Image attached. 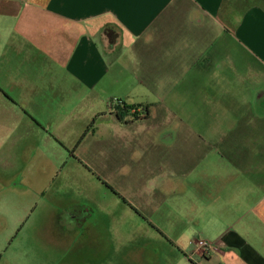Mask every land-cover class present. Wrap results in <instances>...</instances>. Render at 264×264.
I'll use <instances>...</instances> for the list:
<instances>
[{"label":"crops","instance_id":"1","mask_svg":"<svg viewBox=\"0 0 264 264\" xmlns=\"http://www.w3.org/2000/svg\"><path fill=\"white\" fill-rule=\"evenodd\" d=\"M5 49L25 58L14 85L41 89L39 71L50 95L60 100L52 106L48 94L47 104L40 102L43 113L29 107L31 118H76L75 107L95 97L99 101L119 85L161 92L156 99L176 110L196 105L191 102L196 99L197 105L227 114L236 108L227 98L232 81L254 78L256 116L238 117L212 144L206 142L212 133L196 127L182 131L186 119L174 118L180 126L159 133L157 144L163 154L176 155L172 180L164 173L151 177L150 186L161 192L144 191L146 196L131 197L125 205L144 220L141 232L179 252L171 264H264V0H0V52ZM155 112L127 123L102 122L131 136L135 126L164 121ZM184 137L193 148L174 149L175 139L179 144ZM202 141L211 147L204 154L196 147ZM214 146L221 162L207 163ZM191 151L199 160L182 163V154ZM187 195L191 213H186ZM161 219L173 222L165 226ZM198 240L213 249L201 252L194 245ZM142 248V264H161L163 248Z\"/></svg>","mask_w":264,"mask_h":264},{"label":"rangeland","instance_id":"2","mask_svg":"<svg viewBox=\"0 0 264 264\" xmlns=\"http://www.w3.org/2000/svg\"><path fill=\"white\" fill-rule=\"evenodd\" d=\"M2 53L0 264H142V246L145 245L163 248L159 263L171 264L179 252L166 240L163 242L159 238L157 241L141 232L138 227L144 225V220L131 213L125 203L131 197L146 196L144 191L148 196L158 193V189L160 193V188L148 182L157 174L164 173L167 181L172 180V161L176 155L163 154L162 150H157V144L161 142L159 133L171 132L179 125L174 118L186 119L179 125L182 131L188 127L194 131L196 127L206 134L212 133L213 138L206 140L209 144L221 141L238 117L256 116L255 79L232 81L233 88L227 98L229 105L235 104L236 108H230L227 114L219 107L197 105L201 101L196 99L191 101L196 105L176 110L156 99L161 92L132 85L125 89L119 85L108 92L109 95H101L99 101L95 97L93 102L85 101L82 106L75 107L76 118H31L29 107L36 114L43 113L40 102L47 104L48 94L52 106L60 100L50 95L48 83L39 77V71L36 75L41 89L34 92L28 87L14 85L13 76L24 68L25 58L23 54L22 58H17L6 49ZM247 66L246 61L245 67L249 68ZM240 84H244L246 90ZM38 92L45 94L42 101L36 98ZM26 99L25 104L23 100ZM30 101L32 105L28 106ZM124 107L131 109L133 118H148L149 112L156 111L158 118L165 119L135 126L128 136L126 131H116L108 122H102V118H118L117 113L120 114ZM66 109L68 112L71 106ZM168 109L173 113H167ZM175 110L180 114L175 116ZM111 113L115 116L111 117ZM179 142L176 138L174 149L193 148L188 137ZM196 147L201 154L211 148L204 141ZM174 149L170 153L175 152ZM192 152L186 157L182 154V163L185 159L191 163L199 160L198 154ZM187 162L184 169L188 167ZM206 162H221L220 151L215 146ZM191 201L187 195L186 213H191L187 206ZM160 221L165 226L173 222L172 219Z\"/></svg>","mask_w":264,"mask_h":264},{"label":"built area","instance_id":"3","mask_svg":"<svg viewBox=\"0 0 264 264\" xmlns=\"http://www.w3.org/2000/svg\"><path fill=\"white\" fill-rule=\"evenodd\" d=\"M194 245L203 253H209L214 247L212 243L204 240L195 241Z\"/></svg>","mask_w":264,"mask_h":264},{"label":"trees","instance_id":"4","mask_svg":"<svg viewBox=\"0 0 264 264\" xmlns=\"http://www.w3.org/2000/svg\"><path fill=\"white\" fill-rule=\"evenodd\" d=\"M130 111H131V109L129 107H124L121 110L120 114L117 113V117H118L119 121L127 123L128 119H134L133 117L130 116ZM129 117H131V118H129Z\"/></svg>","mask_w":264,"mask_h":264}]
</instances>
